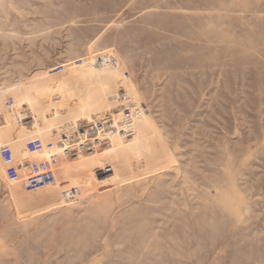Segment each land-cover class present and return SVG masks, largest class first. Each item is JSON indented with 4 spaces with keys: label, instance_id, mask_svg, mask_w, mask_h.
I'll return each mask as SVG.
<instances>
[{
    "label": "rangeland",
    "instance_id": "obj_1",
    "mask_svg": "<svg viewBox=\"0 0 264 264\" xmlns=\"http://www.w3.org/2000/svg\"><path fill=\"white\" fill-rule=\"evenodd\" d=\"M0 264H264V0H0Z\"/></svg>",
    "mask_w": 264,
    "mask_h": 264
}]
</instances>
